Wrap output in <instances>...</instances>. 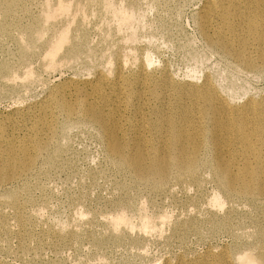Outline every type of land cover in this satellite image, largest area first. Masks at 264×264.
<instances>
[{"label":"rangeland","instance_id":"rangeland-1","mask_svg":"<svg viewBox=\"0 0 264 264\" xmlns=\"http://www.w3.org/2000/svg\"><path fill=\"white\" fill-rule=\"evenodd\" d=\"M205 1L81 0L79 6L72 2L64 16L48 21L41 37L30 43L26 29L42 12V0H27L8 14L0 11V114L22 110L70 78L90 79L95 68L109 70L114 55L128 57L127 65L136 68L145 53L152 62L146 65L148 72H164L174 84L201 83L208 76L237 105L264 97V63L256 48L246 53L254 63L250 67L205 40L197 15ZM118 8L126 9L119 16L128 12V22L122 23ZM72 18L81 21L84 38L73 37L80 55L70 65L46 68L42 57L47 41L62 26L71 32L76 23ZM128 36L133 38L127 40ZM24 70L33 74L26 73L31 79L27 75L28 80L24 79ZM57 120L51 146L36 159L30 173L0 185V264H163L167 259L195 258L221 250L247 258L264 247V238H258L259 231L264 233V195L224 196L209 165V144L201 150L194 183L183 177L178 180L174 171L157 187L137 180L106 152L96 125L84 119L65 122L63 116ZM7 192L15 194L18 209L7 203ZM212 195L220 196V206ZM17 212L29 228L24 237L18 234ZM116 212L125 215L127 222L112 224L109 219ZM145 222H154L152 229ZM145 228L148 236L143 234Z\"/></svg>","mask_w":264,"mask_h":264},{"label":"bare ground","instance_id":"bare-ground-1","mask_svg":"<svg viewBox=\"0 0 264 264\" xmlns=\"http://www.w3.org/2000/svg\"><path fill=\"white\" fill-rule=\"evenodd\" d=\"M26 1L0 0V11L8 14ZM72 2L78 5L81 0H42L44 5L42 12L34 16L31 24L27 26V43L33 41L35 37L40 38L43 26L59 15L67 13ZM111 6L109 5L110 8ZM113 10L115 12V8ZM120 11L122 8L117 15L122 17L121 21H124L122 23L128 22L130 20V15L127 16L128 12L122 13V11L119 16ZM197 15L200 20V30L209 45L250 67L254 66V63L246 53L256 48L260 60L264 63V0H207ZM112 16L114 17V13ZM83 18L82 22L85 21ZM74 21L76 23L71 32L67 25L62 26L47 41L42 57L46 68L59 67L60 63L69 64L71 59L80 55L79 45L73 39L74 36L84 38V35L80 19L71 22ZM0 29L3 30L1 26ZM131 32L130 34H133ZM128 37L127 40L130 39V36ZM22 44L24 45V42ZM61 51L63 52L59 55ZM148 55L145 53L144 56H138L140 64L136 68L127 65L126 59H129L127 56L125 59L114 55L113 65L107 63L108 67H113L112 69L95 68L90 79L70 78L65 84L52 88L40 100L24 105L22 110H16L9 115L0 114V185L5 181L19 179L34 166L36 159L51 146L56 136L57 118L63 116L65 122L84 119L96 125L104 139L106 152L113 159H117L119 164L139 181L149 182L157 187L163 186L170 174L177 171L178 180L183 177L194 183L198 164L201 163V150L209 144L212 149L209 165L217 188L224 196L229 194L246 196L254 192L264 195V97L249 98L237 105L223 96L208 76L201 83L187 81L174 84L164 72H159L158 75L148 72L147 68L152 63ZM28 71L24 73V79ZM29 74L33 76L32 73ZM28 77L31 79L27 75ZM7 83L9 84L8 79ZM151 102L155 104L148 107ZM212 197L220 206V196L212 195ZM6 199L10 207L19 208L15 194L8 193ZM19 213L16 214L18 234L24 237L28 234L29 228L22 214ZM111 217H108L111 219L109 221L114 225L124 223L127 219L124 218L125 215L123 217L117 212ZM162 220L164 221L163 218ZM150 224L145 222L144 226L150 227ZM144 230L146 231V228ZM145 231L143 234H146ZM258 238H264L262 231H259ZM20 246L22 249L25 247L23 242H20ZM245 257L221 250L218 253H206L195 258L179 257L173 261L167 259L163 264H264V247L259 248L254 255Z\"/></svg>","mask_w":264,"mask_h":264}]
</instances>
